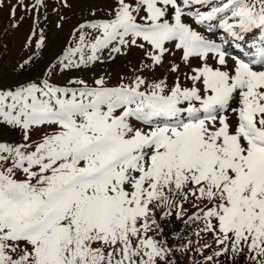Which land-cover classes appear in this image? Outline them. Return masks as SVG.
Here are the masks:
<instances>
[{
  "label": "snow or ice",
  "instance_id": "snow-or-ice-1",
  "mask_svg": "<svg viewBox=\"0 0 264 264\" xmlns=\"http://www.w3.org/2000/svg\"><path fill=\"white\" fill-rule=\"evenodd\" d=\"M42 2L15 0L10 16ZM189 17L222 30L220 42ZM32 35L42 49L43 34ZM68 43L42 79L0 87V128L21 136L0 140V264H175L161 223L172 217L211 234L184 245L201 255L195 264H264V0H112ZM132 48L140 71L173 49L189 70L171 63V85L52 81Z\"/></svg>",
  "mask_w": 264,
  "mask_h": 264
},
{
  "label": "rangeland",
  "instance_id": "rangeland-1",
  "mask_svg": "<svg viewBox=\"0 0 264 264\" xmlns=\"http://www.w3.org/2000/svg\"><path fill=\"white\" fill-rule=\"evenodd\" d=\"M33 2L34 0H25V3L29 6ZM67 3L70 6L66 7L64 0H43L41 5L28 13L21 8H17L14 19L10 16V7L15 5V0H6L4 7L0 8V87L6 88L31 80L38 81L42 79L50 65L56 62L58 57L62 56L64 50L70 46L68 42L72 40L73 31L80 24L107 18L112 0H67ZM21 17L23 19H20ZM190 19L191 17L187 18L186 22L191 23L197 31L220 42L219 37L223 35L221 30L217 29L216 34L213 35L208 33L206 29L202 31L198 25L194 26L195 23ZM13 24H16L17 27L14 28ZM57 25H60V27ZM33 30L37 34L42 33L45 37V46L42 49L36 47L37 36L32 35ZM29 36H32L33 42L31 44L27 42ZM231 46L227 45V49L230 50ZM229 54L235 55L230 52ZM107 55V52L103 53V63L96 62L89 66L71 68L64 72L57 70L52 76V81L64 85L69 79H82L89 85L94 86V80L104 77L108 87H115L120 83H130L136 75H142L149 81L167 78L168 84L171 85L176 75L189 70L181 60V52L175 49L166 55L164 66L157 67L154 71L139 70L143 53L137 48H132L127 55L113 54L114 59H108ZM29 60L31 62L24 69L18 68V65ZM171 63L180 65V73L172 74L167 71ZM196 65L197 62L193 60L192 66L195 67ZM181 79L183 80L182 75ZM35 138L36 135L33 134V139ZM20 139L21 136L18 131L0 128V140L20 142ZM186 207L188 206L186 205ZM185 219H187V216ZM161 223L168 243L175 250L172 257L175 264H195L196 261L202 259L198 252H184V245L189 240L193 241L192 248H199L200 244L205 241L212 243L210 233H201L202 239L197 237L196 231L191 229H187L191 231L184 233L186 231L185 226H183L184 222L176 220L174 217L161 221ZM183 233L185 239L172 240L178 234ZM197 241L199 243H196ZM213 247H215L214 244ZM203 251L204 255H210L212 249ZM236 264H244L243 259L238 258Z\"/></svg>",
  "mask_w": 264,
  "mask_h": 264
},
{
  "label": "bare ground",
  "instance_id": "bare-ground-1",
  "mask_svg": "<svg viewBox=\"0 0 264 264\" xmlns=\"http://www.w3.org/2000/svg\"><path fill=\"white\" fill-rule=\"evenodd\" d=\"M197 8H200V11H207V10H209L208 8H206V7H200V6H198ZM221 35V34H220ZM219 35V36H220ZM213 37V36H212ZM217 37V36H216Z\"/></svg>",
  "mask_w": 264,
  "mask_h": 264
}]
</instances>
